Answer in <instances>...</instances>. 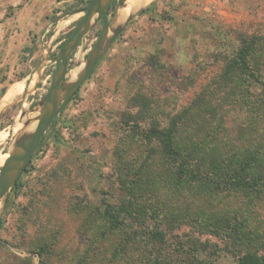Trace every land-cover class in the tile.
Listing matches in <instances>:
<instances>
[{"label":"rangeland","instance_id":"obj_1","mask_svg":"<svg viewBox=\"0 0 264 264\" xmlns=\"http://www.w3.org/2000/svg\"><path fill=\"white\" fill-rule=\"evenodd\" d=\"M90 1L0 0V92L7 89L0 101L7 94H15L0 111V159L9 152L27 82L44 55L42 37L46 28ZM122 1L114 0L108 8L109 21L115 18ZM154 1L157 5L149 10L146 7L152 2L126 14L116 29L115 33L120 31L118 36L44 132L7 199L0 222V264H100L109 257L123 236L104 237L102 233L104 221L94 216L89 204L83 176L89 160L82 151L91 150L108 165V172L116 163L118 151L125 161L139 165L145 145L127 130L124 118L146 100L154 106L162 127L188 109L196 126L187 133L195 145L227 137L233 139L239 154L258 145L264 148V110L256 108L252 113L247 108L241 97L238 70L231 78L225 73L243 38L258 42L261 48L254 55L264 56V0ZM81 17L80 12L73 14L52 29V52ZM100 29L99 22L84 44L66 57L57 79L82 64L78 65L91 50ZM154 54L165 59L162 68L149 64ZM54 74L50 72L42 79L36 105L46 99ZM70 84L71 80H59L57 91L63 92ZM159 160L153 157L145 167L146 189L133 181L128 184L141 200L152 195L156 188L153 184L157 186L168 173ZM176 191L181 199L189 198L193 214L208 216L205 223L211 232L204 226L202 240L224 245L223 236L215 235L212 231L216 228H210L209 223L222 218L231 224L240 221L243 239L233 245L227 237L231 248L240 253H264V196L251 193L227 199L215 192L217 196L209 198V192L202 189L193 201L190 194L181 193L183 189ZM164 196L152 195V200L162 205ZM176 203L174 206L179 207ZM215 209L223 214L219 216ZM194 217L196 220L199 216ZM191 221L189 218L188 223ZM188 230L189 224L182 226V231ZM121 256V263L129 264V256Z\"/></svg>","mask_w":264,"mask_h":264},{"label":"trees","instance_id":"obj_2","mask_svg":"<svg viewBox=\"0 0 264 264\" xmlns=\"http://www.w3.org/2000/svg\"><path fill=\"white\" fill-rule=\"evenodd\" d=\"M156 5L157 2L153 1L146 9ZM257 48H261L258 42L243 38L235 57L225 69L229 78L237 70L241 73V97L252 113L256 108L264 110V56L262 53L254 55ZM164 61L159 54L148 59L155 69L162 68ZM6 93L7 89H3L0 96ZM150 105L146 100L136 112L130 111L124 118L127 130L145 145L139 165L125 161L118 151L116 163L108 172V165L102 164L91 150L82 151L89 160L84 165L83 175L89 191V204L94 216L98 215L104 221L102 233L104 237L123 236L100 264H122L121 255L129 256V264H264V253L235 252L226 241L228 237L234 245L243 239L240 221L231 224L222 218L209 223L210 228H216L212 231L215 235L223 236L224 245L202 240L200 232L204 226L207 228L208 216L193 214L187 202L189 198L181 199L176 191L183 189L181 193L184 196L190 194L193 201L194 195L202 189L209 192V198L217 194H224L227 199L231 195L248 196L251 193L264 196V148L258 145L239 154L233 139L227 137L218 138L217 143L195 145L189 141L187 133L191 132L189 128L196 126L188 109L181 110L162 127L154 106ZM205 106L209 109L208 104ZM153 157H158L168 171L164 180L161 178L157 186H152L156 187L153 196L165 195L162 205L155 203L152 195L146 198L153 202L144 200L146 198L141 200L133 187H128L133 181L146 189L147 178L144 180L143 175ZM133 177L141 182L134 181ZM176 198L179 207L174 206ZM215 210L219 216L223 214L219 209ZM194 216L199 217L195 220ZM239 216L237 213L236 218ZM189 218L191 223H188ZM188 224L191 230L182 231V226ZM207 230L211 232L209 228Z\"/></svg>","mask_w":264,"mask_h":264},{"label":"water","instance_id":"obj_3","mask_svg":"<svg viewBox=\"0 0 264 264\" xmlns=\"http://www.w3.org/2000/svg\"><path fill=\"white\" fill-rule=\"evenodd\" d=\"M113 1L114 0H92L87 6L76 11H72V13H66L62 15L50 23L46 28L42 37L44 55L29 77L25 95L20 103L19 110L13 125V138L24 143L25 148L12 151L11 153H5L0 159V178H3L6 181L5 186L0 189V222L7 203V199L19 177L24 172L27 165L32 160V157L36 153L42 141L44 132L47 130L48 126L52 123L55 117L61 113L71 97L77 92L80 86L91 74L100 58L120 33V31L116 33L110 38L108 42L104 41L108 30L113 25V22L109 21L108 19V8ZM147 4V2L142 3L134 11L141 10ZM78 12L82 13V17L78 21L76 27L66 39L60 50L52 57H49L52 52V47L49 45L52 29L59 22L68 19L71 15ZM100 20H102L103 25L99 37L96 40L95 45L91 48L87 57L83 59L82 64L68 75L57 79L59 68L61 67L62 62L69 55L72 48L76 44L82 43L86 36L94 29ZM53 67L56 69V71L52 77L51 87L47 93L46 99H42L48 105V112L46 113L45 117L40 120L34 116V108L39 102L38 101L36 103L37 92L42 79L46 75L47 69ZM59 80H71L67 94L60 100L57 99ZM21 116L24 118L26 129L23 136L18 132V122Z\"/></svg>","mask_w":264,"mask_h":264},{"label":"bare ground","instance_id":"obj_4","mask_svg":"<svg viewBox=\"0 0 264 264\" xmlns=\"http://www.w3.org/2000/svg\"><path fill=\"white\" fill-rule=\"evenodd\" d=\"M154 0H124L122 1L120 4H118L117 6V13L115 14V18L112 20L113 25L110 27V29L108 30L106 37L104 39L105 42H108L110 40L111 37H113L116 33V29L120 26L121 23L124 22V18L126 16V14H128V12L135 8V7H139L142 3L147 2H153ZM83 62L80 61L78 63V65H80ZM70 87V86H69ZM69 87H67L63 92L57 91V99L60 100L62 98H64V96L67 94ZM14 93L11 94H7L2 101H0V111L3 109V107H5L6 104L11 103L13 101V97H14ZM48 112V105L47 103L43 100L41 103H39L38 105L35 106L34 108V116L37 119L42 120L46 113ZM25 121L23 116L20 117L19 122H18V132L20 133V135H24L25 134ZM25 145L24 143L18 141L17 139H14L11 136V147L9 148V152L11 153L12 151H16L18 149H24ZM6 181L3 178H0V189L3 188L5 186Z\"/></svg>","mask_w":264,"mask_h":264},{"label":"flooded vegetation","instance_id":"obj_5","mask_svg":"<svg viewBox=\"0 0 264 264\" xmlns=\"http://www.w3.org/2000/svg\"><path fill=\"white\" fill-rule=\"evenodd\" d=\"M91 1H92V0H91ZM91 1H90V2H91ZM90 2H89V3H90ZM84 6H85V5H84ZM75 10H76V9H75ZM99 22L101 23V29H102V25H103V24H102V20L98 21L97 24H99ZM75 27H76V25H75L73 28H71V30L68 31V33H67V35L65 36V38L63 39V41L60 42L59 47L57 48V50L54 51V52H51V54H50L49 57H52L53 55H55V54L60 50V48L62 47V45L64 44V42L66 41V39L69 37V35L72 33V31L74 30ZM101 29H100V31H101ZM100 31H99V34H100ZM88 35H89V34H88ZM88 35L86 36V38L84 39V41H83L82 43H78V44H76V45L72 48V50L70 51V53H69L68 56H70L73 52L77 51L78 48H80V47L84 44V42L86 41ZM98 37H99V35H98ZM98 37H97V38L95 39V41L93 42L91 48L95 45V42H96V40L98 39ZM89 52H90V51H89ZM89 52L87 53V55L89 54ZM87 55H85L84 58H86ZM68 56H67V57H68ZM41 59H42V57L40 58V61H41ZM40 61H39V62H40ZM55 71H56V69H55L54 67H53V68H48L47 71H46V75H48L50 72H51V73H54ZM51 81H52V77H51ZM50 87H51V85H50ZM50 87H49V88H50ZM17 182H18V181H17Z\"/></svg>","mask_w":264,"mask_h":264},{"label":"built area","instance_id":"obj_6","mask_svg":"<svg viewBox=\"0 0 264 264\" xmlns=\"http://www.w3.org/2000/svg\"><path fill=\"white\" fill-rule=\"evenodd\" d=\"M216 1V3H219L221 0H215ZM227 2L229 1V0H226Z\"/></svg>","mask_w":264,"mask_h":264}]
</instances>
